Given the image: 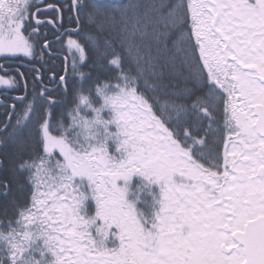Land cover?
I'll return each instance as SVG.
<instances>
[{
  "label": "snow or ice",
  "instance_id": "6c2138e0",
  "mask_svg": "<svg viewBox=\"0 0 264 264\" xmlns=\"http://www.w3.org/2000/svg\"><path fill=\"white\" fill-rule=\"evenodd\" d=\"M21 55L0 264H264V0H0Z\"/></svg>",
  "mask_w": 264,
  "mask_h": 264
},
{
  "label": "trees",
  "instance_id": "16d2710c",
  "mask_svg": "<svg viewBox=\"0 0 264 264\" xmlns=\"http://www.w3.org/2000/svg\"><path fill=\"white\" fill-rule=\"evenodd\" d=\"M111 2L117 6L123 7L128 5L130 2H134V0H111ZM143 2V0H141ZM117 19L119 20V16H117ZM89 28H85V31H89ZM102 39H115V32L114 31H107V32H101L100 33ZM78 38V37H77ZM73 60V54L72 57L69 56V64L67 65L68 70H71V64ZM65 60H62L61 64L62 67H65ZM86 70V69H82ZM64 119H68L67 116L64 117ZM13 151L12 146H8L6 148H0V155L4 154H10ZM2 174V173H0ZM22 182V180H21ZM12 198H15L18 201H22L23 199V193L18 191L17 185H13V191L7 198L0 197V204H6L8 201H10Z\"/></svg>",
  "mask_w": 264,
  "mask_h": 264
},
{
  "label": "flooded vegetation",
  "instance_id": "af4514ba",
  "mask_svg": "<svg viewBox=\"0 0 264 264\" xmlns=\"http://www.w3.org/2000/svg\"><path fill=\"white\" fill-rule=\"evenodd\" d=\"M48 3H54L55 0H47ZM65 27H74L73 25H70V24H66ZM49 32H51L52 30L49 29L48 30ZM49 38L51 39V36H49ZM73 39H78L76 36H73L72 37ZM67 37L64 38V46L63 48H61V45L57 44L55 45L54 47L58 50L56 52V56L58 57L56 60H55V63L57 65V67H62V60H65L66 59V62L64 63L65 64V67H67V65L69 64V56L72 57V54L74 52L73 49H69L68 46H67ZM44 58H47V57H44ZM28 59L29 58H24L22 55L20 56L19 59L17 60H9L7 62H4V61H0V63H6L8 65H11L12 67H16L18 66L19 64L21 63H24V64H27L28 63ZM21 71H24L23 68L20 69ZM9 75H13V73H10ZM2 87V86H0ZM13 94H19V93H13ZM9 103H11V101H9Z\"/></svg>",
  "mask_w": 264,
  "mask_h": 264
}]
</instances>
